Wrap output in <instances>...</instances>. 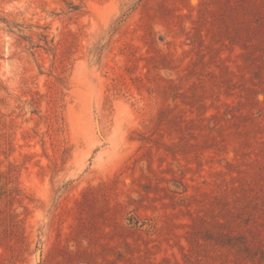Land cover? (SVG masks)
Segmentation results:
<instances>
[{"label": "rangeland", "instance_id": "1", "mask_svg": "<svg viewBox=\"0 0 264 264\" xmlns=\"http://www.w3.org/2000/svg\"><path fill=\"white\" fill-rule=\"evenodd\" d=\"M0 264H264V0H0Z\"/></svg>", "mask_w": 264, "mask_h": 264}]
</instances>
